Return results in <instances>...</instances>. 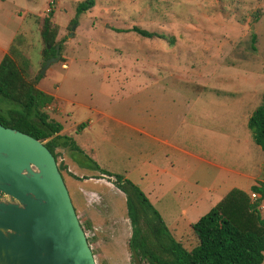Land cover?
Returning a JSON list of instances; mask_svg holds the SVG:
<instances>
[{
  "label": "rangeland",
  "instance_id": "obj_1",
  "mask_svg": "<svg viewBox=\"0 0 264 264\" xmlns=\"http://www.w3.org/2000/svg\"><path fill=\"white\" fill-rule=\"evenodd\" d=\"M81 1L0 0V60L9 51L27 80L60 98L42 110L83 159L129 174L157 206L159 191L179 190L192 219L233 187L264 185V150L247 126L264 93V0H94L77 14ZM48 10L62 51L41 74ZM134 25L163 38L120 30ZM11 107L0 97V112Z\"/></svg>",
  "mask_w": 264,
  "mask_h": 264
},
{
  "label": "trees",
  "instance_id": "obj_2",
  "mask_svg": "<svg viewBox=\"0 0 264 264\" xmlns=\"http://www.w3.org/2000/svg\"><path fill=\"white\" fill-rule=\"evenodd\" d=\"M93 4L94 0L79 2L76 13L86 11ZM52 16L53 11L48 10L40 30L45 45L44 59L51 57L47 55L46 49L52 50L54 55L57 44L59 53L62 51V40H56L57 27L52 24ZM75 21L73 19L72 23ZM120 30L132 31L146 38H163V35L156 31H149L136 25L130 29ZM255 40L256 36L252 35V44ZM36 82L26 79L22 69L10 55L3 56L0 61V97L15 107H11L5 113L0 112V123L39 139L51 151L57 162L58 155L55 151L57 146L81 150L72 138L59 134L62 126L42 110L53 102V96L38 89ZM83 126L84 124H81L79 128ZM247 126L254 142L264 150V93L260 106L249 117ZM62 137L65 139L64 142ZM57 166L63 176L65 164L58 163ZM114 177V184L126 197L127 215L132 228L128 245L133 264H144V260L149 264L263 262L264 217L259 207L263 204L264 198L262 183L252 185L250 191L231 188L220 201L191 225L196 243L188 249L174 238L159 212L137 184L123 175L116 174ZM251 192L257 193L259 197L252 200ZM81 225L86 231L87 226L82 223Z\"/></svg>",
  "mask_w": 264,
  "mask_h": 264
},
{
  "label": "water",
  "instance_id": "obj_3",
  "mask_svg": "<svg viewBox=\"0 0 264 264\" xmlns=\"http://www.w3.org/2000/svg\"><path fill=\"white\" fill-rule=\"evenodd\" d=\"M59 58L57 44L41 74ZM0 264H96L54 155L1 123Z\"/></svg>",
  "mask_w": 264,
  "mask_h": 264
},
{
  "label": "crops",
  "instance_id": "obj_4",
  "mask_svg": "<svg viewBox=\"0 0 264 264\" xmlns=\"http://www.w3.org/2000/svg\"><path fill=\"white\" fill-rule=\"evenodd\" d=\"M4 52L6 54L9 51ZM40 90L49 94L46 90ZM58 99L60 98L57 95H53L52 103ZM83 127L89 130V122L84 124ZM59 134L65 136L63 126ZM79 135H82V132ZM84 142L90 145L88 139H85ZM91 142L93 143L92 140ZM78 147L81 151L69 147L67 149L61 146H58L56 150L59 153L62 152V157L65 160L67 176L66 178L63 176V178L66 181V186L80 223L84 221L87 226L85 232L87 238L90 235L88 242L94 257H101L102 264H133L128 245L132 228L127 215L125 194L114 184V175L116 173L111 169L105 170L100 166L96 168L94 164L86 162L82 156L83 147L79 145ZM96 147L95 141L92 144L91 151L95 156L97 153L102 158V155L97 152ZM112 158H115V155H112ZM164 173L178 178L177 175L168 172V170ZM124 177L140 186L139 183L130 179L129 174ZM252 185H255V183ZM208 190L211 191V189ZM177 191L179 190H174L173 187H166L159 191V195L154 201L158 206L150 202L159 212L163 221L168 220L169 223L167 226H170L171 234L174 238L182 242L186 248L190 249L194 245L189 246L190 239L188 240V236L191 234V239L196 241L191 225L202 215L192 219L189 216L193 212L192 209L180 208L175 199H177L178 195L181 196V193ZM182 224L185 226L183 227Z\"/></svg>",
  "mask_w": 264,
  "mask_h": 264
},
{
  "label": "built area",
  "instance_id": "obj_5",
  "mask_svg": "<svg viewBox=\"0 0 264 264\" xmlns=\"http://www.w3.org/2000/svg\"><path fill=\"white\" fill-rule=\"evenodd\" d=\"M250 196H251V199H252V200H256V199L259 197V195H258L257 193H255V192H251V193H250ZM259 207H260L261 209H264V205H263V204H261Z\"/></svg>",
  "mask_w": 264,
  "mask_h": 264
}]
</instances>
